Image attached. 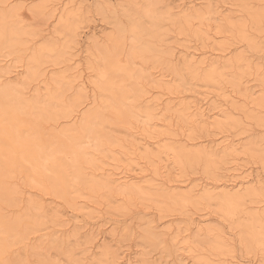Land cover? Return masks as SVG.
<instances>
[{
  "label": "bare ground",
  "instance_id": "obj_1",
  "mask_svg": "<svg viewBox=\"0 0 264 264\" xmlns=\"http://www.w3.org/2000/svg\"><path fill=\"white\" fill-rule=\"evenodd\" d=\"M161 2L162 0H126L121 11L127 24L122 27L117 24L118 18H116L113 30L106 35V39L110 42V47L107 49L103 48V43L94 36L95 34H92V40L84 50L85 59H87V70L96 73V83L98 79L101 81L98 83L99 86L92 81L95 88L100 91V97L97 101L98 93L93 94L88 105L94 103L95 108L82 111L80 105L85 103L83 101L84 87H78L76 92L72 90L75 95L69 98L72 92L69 88L61 87L63 84L61 85L59 78L55 80L52 76L53 80L50 78L51 81L44 77V79H38L37 69L40 68V65L46 62H51L53 65L63 62L68 55L69 43L74 45L77 41L76 26L74 20H71L70 11L59 12L58 19H56L59 24L52 30V33L46 32L49 36L57 34L61 38L63 37L62 44L57 43V38L54 40L46 35L45 42L27 55L26 62L21 64V60L16 59L12 60L14 65L7 63L8 65L5 66L1 64L6 55L25 51L22 48L20 50V46L26 41L23 39V35L31 38L41 35L40 24L45 20L43 14L45 13L47 19L49 11L45 9L46 5H44L45 8L41 4H39L40 6L32 5L30 11L27 6L30 18L27 17L29 13L25 16L30 20H24L27 21L25 23L27 25L25 31L22 32L19 25L13 23V16L24 18L23 14L26 12H23L22 9V12L18 14L17 11L20 7L6 5L7 0H0V51L3 53L6 48L9 49L8 53L0 59V101L4 97L13 101L8 106L0 103V259L6 260L8 264H62L60 263L61 259L54 260L47 256L49 248L56 251L57 254L65 255V258L69 260L68 264H82L81 260L73 257L72 251H75L76 247H72L68 239H58L53 235L47 241L49 248L46 246V250H44L41 238L33 242L29 239L31 234L34 233L36 236L38 234L36 232L43 230L47 221L57 222V216L48 213L49 211L34 196V193L38 192L41 195L52 197L53 200L58 199L70 203L69 201H72L73 198L84 194L81 192V187L91 193H102V198L109 203H114L113 207L122 212L128 211L129 206L135 205L138 200L145 209L151 210L146 211L145 215L153 214V210L159 219L176 215L189 216L193 211L204 210L206 213L202 215L208 214L210 218L205 216V218L198 217L192 220L191 217L190 223H193L194 227L191 233L184 235L183 238L189 252L187 255L181 253V256L189 257L190 255L195 258V260L193 259L195 264H236L233 261L228 262V255L232 253L231 250L235 244L232 245L233 240L227 237L228 233L225 231L226 235L223 228L218 227L219 225L207 222L211 221L214 215L220 221L226 222L230 230H233V233L237 235L241 249L246 253L253 252L255 255L259 251L257 252L260 253L259 261L264 264V180L262 178L246 180V177L240 176L242 173L237 171L238 168H233L230 174L232 178L230 183L218 182V170L229 162L230 158L235 155L234 152L238 151L237 148L231 142L225 143L224 141L213 142L212 145L193 142L197 137L195 136L197 131L207 132L212 125L226 130L240 126L239 120L233 114L227 113L225 109L218 108L216 105L211 109H206L195 104L194 111L189 116L193 118L191 122L196 126V129L194 134L192 132L186 135L187 141L176 140L173 132L165 131V139L168 141L158 149L154 150L151 143L147 141L138 145L144 158L152 159L163 151L167 161L173 162L181 170L194 172L196 169H200L213 182L208 181L203 185H183L184 187L166 185L163 183L164 180L161 184H157L155 179L146 178L145 176L148 174H142L140 167L137 168L139 171L136 173H110L105 170L94 173L98 166H95V160L89 156L90 149H96V152L99 153L104 150L110 151V147L117 146L123 149L122 141L110 140L112 132L115 133L113 129L110 132V129L113 126L117 129L131 128V121H138L136 118L139 117L134 114L133 107L142 113L151 114L157 106L151 104L150 95H148L149 88L147 86L150 83L147 85L146 81L148 82L147 78L150 79L151 76L148 73H143L144 71H138L139 65L138 70L134 68V61L138 58L146 60V55H160L164 68L172 71L175 76V79L173 78L169 82L178 80L177 87L200 81L206 87L212 88L222 95L224 89L221 85L228 84L235 94L244 96V99H250L247 95V88L243 86L245 71L242 67L248 61L245 52H239L221 62L210 58L206 51L199 52L194 49L195 51L181 55L180 61L174 64V59L171 60L172 56L169 50L163 47V42L166 40L168 31L166 24H169L172 29L177 28L179 34L194 36L205 42L206 39L209 40L210 21L215 20L217 23L212 28L215 30L212 33L214 36H223V38L229 36L233 39L232 44H238L239 47L245 46L246 50L249 49L256 56L261 48L257 39L258 33L264 27V0H230L229 4L235 6V10H231L235 11V14L238 13L237 16L235 15L236 17L232 15L231 10L230 13L229 11L223 13L222 9L220 11L219 4L215 0H201V3L197 4L198 6L196 5L198 2L191 1L182 10L174 12L167 4L168 2L166 3L168 7L164 5L162 7ZM222 3H224L223 0ZM224 4H228V1ZM52 8L49 9L51 10L50 15L55 11ZM33 20H40L41 23L34 21L35 26L39 23L40 28L35 29L31 26ZM205 27L207 28L204 29ZM42 34L45 36L44 33ZM213 35L210 38H213ZM21 36L24 42H21L22 40L19 38ZM158 42L161 43L160 47ZM235 49L237 48L235 47ZM26 54H24V58ZM18 68H22V70L19 72L16 70ZM14 72L15 78L10 75ZM32 81L42 83L44 92L39 90L41 86H31ZM258 81L264 91V70ZM169 82L163 80L160 75L155 76L152 79L151 87L162 88L172 93L173 88L169 86ZM220 90L222 92H219ZM67 91L70 94L68 93L69 96L65 98L64 93ZM224 97H226L225 104L230 101L244 118L253 121L257 126H264V109H262L264 95L254 104L256 109L237 104L233 101L234 97L228 94ZM170 102L171 99L164 104V108L169 110ZM213 109L215 112H211ZM60 118H63L64 121L58 122ZM123 135L127 136L126 133ZM159 148L162 149L159 150ZM243 153L258 160L264 166V139L251 137L246 142ZM89 169L92 172L86 175L84 170ZM14 178L15 180L16 178L21 179L22 185L31 190L34 189L36 192L33 191V194L29 193L32 195H27L24 198L19 187L15 188L10 185V180H14ZM24 193L26 192L24 191ZM138 217H140L138 220H143L147 225L141 238L152 249L159 248L163 252L180 251L179 242L174 240L175 237L170 238L172 244L166 242L167 237H160L163 233L156 230L155 223L152 224L153 216L151 219H147L145 216L142 219L141 216ZM178 231L177 229L175 234ZM34 235H31L33 240L36 238ZM91 238L88 240L90 241ZM106 244L87 264H115L118 262L117 249L114 250L113 246ZM19 246L22 249L19 250L17 248ZM147 252L149 253V251ZM146 255L147 253H142L137 260L130 261L127 258L122 263L158 264V261L149 260V256ZM182 259L176 264H182ZM193 260L191 259V263Z\"/></svg>",
  "mask_w": 264,
  "mask_h": 264
},
{
  "label": "rangeland",
  "instance_id": "obj_2",
  "mask_svg": "<svg viewBox=\"0 0 264 264\" xmlns=\"http://www.w3.org/2000/svg\"><path fill=\"white\" fill-rule=\"evenodd\" d=\"M41 1L42 0H7L6 5H10V6L16 5L17 7H20L17 11L18 14L19 12H22V9H23V12L24 11L26 12L23 14L24 18L22 17L20 18V16H17V15H16L17 18L16 16H13V23H17V25H19V29L22 30V32L25 31V28L27 25L25 23H27V21L30 20L29 19L30 12H28L29 13L28 15L27 9H29L30 11V9L32 8L31 7L32 5L37 6V4L38 5L41 4L42 7L46 5L45 6L46 8L45 7L44 8L49 11L48 12L49 16L46 19V15H44L45 14L44 11L46 10H44L43 16H45V20H44L45 23L42 22L43 23L42 24L40 20H33L31 21L32 23L30 22L31 26L35 29L40 28L41 26L42 28L41 31L42 33L45 34V36L42 33L41 35H39V37H35V38H31L30 36H26V35L24 37L23 35V39L26 41H25V44L20 46V50L22 48V49H25V51L22 50V51L17 52L16 54L11 53L8 56L6 55L1 65H5V66L8 64L14 65V62L12 60H16V59H20L21 64H23L24 62L28 60L27 55H29V53L33 49H37L41 43L45 42L44 38L46 37V35H48L47 36L48 38H53L54 40H56L55 38H57V43L62 44L63 37L61 38V36L57 34L56 36L58 37H56L55 35L53 36L52 34H50L52 36H49V34H46V32L52 33V30L56 27V25L59 24L57 23V20H56L58 19L59 12L63 10H66V11L69 10L71 14V20H74V23L76 26L75 31L77 33L76 34L77 41L74 43V45L69 43V47L71 49L70 48L68 49V53H67L68 55H66L67 58L63 62H60L57 65H53L51 64V62H46L40 65V68L37 69L39 73L38 79L46 78L49 81H51L52 76L55 80H58L59 78V80L61 81V85L62 84L64 85V86L62 85L61 87H63V89L69 88L70 92H72V94H70L69 91L66 92L67 94L64 93L65 98L66 96L67 97L69 96L68 93L70 94L69 98L73 97L75 95L73 91L77 90L78 87L80 86L84 87L85 92H84L83 101H85V103H83L84 106L80 105V109H82V111L88 108L90 109L92 107H93L92 109H94L95 108L94 103H92L91 105H88V104L89 102H91L92 100L91 98L93 94L98 93L97 94L98 98L96 99L98 101L100 97L99 96L100 91L97 88H95L94 83H92V81L96 83L95 81L96 73H94L92 70H89V69H88L89 71L87 70V66H86L87 59H85L84 50H85V47L88 44H90L89 42L90 40H92L91 39L92 34H95L94 36L97 39H99L101 43H103V48L107 49L108 47H110V44H109L110 42L109 40L106 39V35L113 30V27L116 24L114 22L116 18H118L116 20L117 24L121 25L122 27L127 24V21L125 17H123L122 11H121V8L126 0H43L42 2ZM185 1L188 2L189 0H162L161 5L162 7L164 6L168 7L166 6L168 4L170 8H172V11L174 12V11L182 10L185 6L189 5L191 1L193 3L198 2L196 3V5L197 4L199 5V3H201V0L200 1L190 0L188 3H186ZM215 1L219 4L218 5L219 10L221 11L222 9L223 13H228V11L230 13L232 10H235L234 9L235 6H233L232 4H229L231 3L230 0H223L224 3L228 1V4L222 3V0L220 1L215 0ZM229 5L233 8H231ZM52 7L54 8L55 11L52 12L50 15L51 10L49 9ZM56 13H57V16H56ZM231 13L233 16L238 15V13L235 14V11H232ZM25 14L28 15L27 17L29 18H27ZM25 19H27V21H24ZM122 19L125 21L124 23ZM34 21L40 22L42 25L40 24L39 26L38 25L39 23H38L37 25L39 27L37 25L35 26ZM33 23H34V26L32 25ZM216 23L217 22L215 20H213V22L210 21L211 26L208 29L209 32L207 31L209 40L206 39L205 42L201 41L198 38H195L194 36L179 34L177 31V28L172 29L169 27V24H166V28H168V31L166 35V40L163 42V45H164L163 47H166V49L169 50L172 56L171 60L174 59V61L172 60L174 64L180 61L181 55H183L186 52H192L194 49H197V51L199 52L206 51V53L208 54L210 58L211 57L215 58L217 60H220L221 62L225 61L226 58H231L232 56H234L235 54H238L239 52L240 53L245 52V54L248 56V61L244 63L242 67L243 71H245L243 74L244 75L243 76V81H244L243 86L247 88V95H249L250 99H244V96H239L235 94V92L232 90V88L228 84L221 85L224 90L223 92L221 90L219 92H222V95H220L218 91L216 92L214 91V89L206 87L204 83L200 81H195L193 82V84L187 83L184 85H180V87H177L179 85L178 80L176 82H174L173 80L169 82V80L173 78L175 79V76L172 71L164 68V66L161 63L160 55L159 56H157V54L155 56L146 55L147 56L146 60H141L138 58L134 61V66H135L134 68L138 70L137 67L139 65L140 69L138 71L140 72L144 71L143 73L145 74L148 73L151 76L150 78L151 82H152L153 77L155 76L157 77L160 75L163 80L169 82L170 84L169 86L173 88L172 93H169L167 92V90H164L162 88L151 87L152 83L149 82L150 79L147 78V80L149 81L148 82L146 81V84L150 83L149 85L147 84L149 87L147 85L146 86L147 88H149L148 95H150L151 104L155 106L157 105V106L156 107L154 106L155 107L154 111L151 114H145L144 112L142 113L139 109H137L136 107H133L134 114L136 116L138 115L139 117L137 116L138 118H136L138 121L136 120L131 121L132 123L131 128L126 130L124 128L117 129L116 127L113 126L110 129V132L112 131V129L113 131H115V133L112 132V135L109 132V135H111L110 140L117 139V140L122 141V143H124V146H122L123 149L117 146L110 147V151L104 150L102 153L96 152V149L94 150L90 149L89 156L92 160H95L96 162L95 166H98V169L94 171V173L101 172L103 170H105V172H110V173H118V172H122L125 174L136 173L139 171L137 168L140 167L141 168L140 172L144 175L148 174L145 177L155 179L157 184H161L164 180L163 183H165L166 185H178V186L180 185L184 187L185 185H189V184L203 185V184L208 183V181L213 182L211 179L207 178L204 175V173L201 172L200 169H196V171L194 172H190L188 170L186 171L181 170L180 167L175 165L173 162L167 161L166 159L167 157L165 156V153H163V151H161V153L159 152L152 159H147L142 156L141 151L138 149V145L139 144L141 145L145 141H147L148 143H151V146L153 147L154 150L158 149L159 146H161L162 144L168 141L167 139H165V131L173 132L175 134L174 139L176 140L187 141L186 135L192 132L194 134V130L196 129V126L193 125L191 122V119L193 118L189 115L191 114V112L194 111V108L196 106L195 104H197L198 106H201L202 108H206V109H211L212 106L216 105V107L218 108L220 107V108L225 109L227 113L233 114L235 118L239 120L240 122L239 123L240 126L236 128H231L228 130L212 125L210 129L207 130V132L197 131V135H195L197 137H195L193 142H199V143L207 144V145H212L213 142H221V141H224L225 143L231 142L238 150L234 152L235 155L230 158L229 162H227L225 166H223L220 170H218L219 171L218 177H217L218 182L230 183L231 181L230 179H232L230 177V174L232 173L233 168H238L237 171L242 173L240 176L246 177V180L247 179L251 180L255 178H262L264 180V166H262L258 160H254L248 154L243 153L244 146L251 137L255 139L256 138L264 139L263 138L264 137V126L262 127L257 126L253 121H250L247 118H244L234 108V104H232L230 101L225 104L226 101L224 100L226 98L224 97V95L228 94L229 96L234 97L233 101L236 102L237 104L247 105V107H249L250 109H256L254 107V104L256 103L257 100L261 98L262 95H264L263 86L260 85L258 81V79L261 77V74L263 73V70H264L263 69L264 27L262 28L263 30L260 31L261 33L260 32L258 33L259 36L257 39L259 42V45H261V48L259 51L260 55L259 53H256V56H254L255 53L249 51V49L246 50L245 46L239 47L238 44H232L233 39L231 37L226 36V38H223V36H217V37L214 36L212 33H214L215 30H212V28L216 25ZM206 28L207 27H205L204 29ZM212 35L214 37L210 38ZM19 38L21 39L22 36ZM23 39H21L22 40L21 42H24ZM159 44L161 43L158 42V45ZM23 46H25L26 48L25 47L23 48ZM219 46H226V47L221 48ZM235 47L237 49H235ZM27 49L30 51L28 52ZM230 49L232 50L230 51ZM8 50L9 49L6 48L3 51V53L0 51V59L4 57V54L8 53ZM21 52L23 55L21 54ZM20 54H21V57H20ZM24 54H26L25 58H24ZM201 67L203 68V66ZM16 70L20 72L22 68H18ZM15 72L17 73V71ZM15 72L13 73L14 75L10 74L14 78L16 75ZM115 77L118 78V76H115ZM98 83H101L99 79L96 83L99 86ZM30 85L33 87L41 86L39 90L41 92H44L42 83H40L39 81L37 82L32 81ZM169 99H171V102L169 104L171 108L168 110L164 108V104ZM262 109H264V105L262 106ZM211 112H215V110L213 109ZM143 118L145 122L143 121ZM63 121H64L63 118H60L58 120V122H63ZM124 132L127 134V136L123 135L125 134ZM120 133L121 135H119ZM130 136L132 137V140ZM135 139H136V142H135ZM161 149L159 148V150ZM90 172H92L91 169L86 170V171L84 170V173L86 175L91 174ZM18 179L19 178H16L15 180L14 178V180H10V185H12V187H15V188L19 187L18 189L20 190V193L22 194L24 198H26L27 195H32L34 193L33 191L35 190L34 189L31 190L30 188L25 187L24 185H22L21 179L19 180ZM14 182L18 184H15ZM20 183H21V186H20ZM27 188H28V191H26ZM24 191L26 193H24ZM81 192H83L84 194L73 198L72 199V201H74L73 203L71 200L69 201L70 203H67L63 200H58V199L53 200L51 199L52 197L50 198L48 195H45V194L41 195V193H38V192L34 193L35 194L34 196L38 200H40V202H42L43 206L47 209V211H49L48 213H53L57 216V222L52 223V222L47 221L44 225V229L39 232H36L38 234L35 233L36 236L34 235V233L31 234V235H34V237H36L34 240H33V236L32 237L31 235L29 236V239L31 240V242L35 241L36 239L41 238L40 240H43L42 243L44 244L43 245L44 250H46V246L48 245L47 241L51 236L54 235L58 239H62V238L68 239V242L69 243L71 242V246L76 247L75 251L74 250L72 251L74 255L73 257L76 259L78 258V260H81L80 262L82 264H87L90 261H92V257L97 255V252L101 249V247L104 244H106V242H108L107 244L109 246L111 247L113 246L112 249L114 250L117 249L116 252L118 251V256H117L118 262L115 264H124L122 262L125 261L127 258L130 259V261L133 259L137 260L139 256L141 257L142 253H147L146 256L147 257L149 256L148 259L156 261V262L158 261L157 262L158 264H176V263H179V260L181 258H183L182 259L183 262L185 261L184 263L181 262L182 264H186V263L195 264V261H194L195 258L190 257V255L189 257L181 256V253L183 254L185 253V255H187L189 252L188 251L189 248L186 245L185 240H183V238H184V235L191 233L194 227V224L190 223L192 220H195V218H198V217L200 218L202 217L205 218V216L209 217L208 214L203 216L206 213L204 210H197V212L193 211V213L190 214L189 216L176 215L172 217H166L163 219H159V216H157L153 210H152L153 214L150 215L147 213L145 215L144 213H146V211H151V210L145 209L138 202V200H136L135 205L129 206L128 211L122 212V211L116 210L113 207L114 203H109L104 198H102L103 196H102V193L100 192L91 193L86 189L84 190L82 187H81ZM29 193H32V194H29ZM138 216H141V219L144 216L147 219H151V216H153L152 218L154 222H152V224L155 223L154 225L157 226L156 230L161 231L160 233H163V235H160V237L161 238L167 237L166 242H168L169 244H172L170 238L175 237L174 240L176 242H179L178 248H181L180 251L178 252L175 250L174 251L170 250L168 252H165V251L163 252L159 248L152 249V247L146 244L143 241V238L141 237H143V234L145 233L144 229L146 228L147 225L144 223L143 220L141 221L140 219L138 220V218H140ZM191 217H192V220H191ZM207 222H211L210 224L212 225L214 223L215 225H219L218 227H220L221 229L223 228V231L224 232L226 231L228 233L227 237L233 240L232 245L235 243L231 250L232 253L228 255V262L233 261L236 264H261L259 261L260 253H257L259 251H257L255 255L253 254V252L246 253L243 249H241L239 238L237 237L236 234L233 233V230H230L226 222L220 221V219L217 218V216L215 215L212 216L211 221L209 220ZM47 225L49 226L52 225L53 227L55 225L56 226L53 228L52 226L49 227ZM177 229L179 231L175 234V231ZM226 232L225 234L227 235ZM230 234L231 235L234 234V235L231 236ZM90 235L92 238L90 237ZM83 236L85 237L83 238ZM89 238H91L90 241L88 240ZM45 240L46 242H44ZM110 244H113V245H110ZM169 247L173 249V247L171 246ZM17 248L19 250L22 249L21 246ZM183 250H185L186 252ZM147 251H149V253ZM55 252L56 251L49 248V250H47V256L53 258L54 260L61 259L60 261L62 262L59 261L60 263L68 264L69 260L65 258V255H61L59 253L57 254ZM75 252L77 253L75 254ZM146 256L145 258H147ZM30 259L34 260L32 258ZM191 259L192 260L194 259L193 263H191L192 262ZM70 264H73V263H70Z\"/></svg>",
  "mask_w": 264,
  "mask_h": 264
},
{
  "label": "clouds",
  "instance_id": "obj_3",
  "mask_svg": "<svg viewBox=\"0 0 264 264\" xmlns=\"http://www.w3.org/2000/svg\"><path fill=\"white\" fill-rule=\"evenodd\" d=\"M13 101L8 98V97H4L2 101H0V103H2L5 106H8L12 103ZM0 264H8V262L4 259H0Z\"/></svg>",
  "mask_w": 264,
  "mask_h": 264
}]
</instances>
